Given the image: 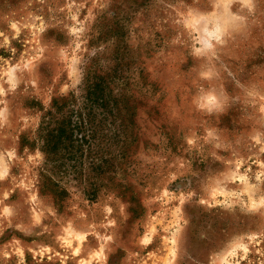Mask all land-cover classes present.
Instances as JSON below:
<instances>
[{
	"label": "rangeland",
	"instance_id": "obj_1",
	"mask_svg": "<svg viewBox=\"0 0 264 264\" xmlns=\"http://www.w3.org/2000/svg\"><path fill=\"white\" fill-rule=\"evenodd\" d=\"M0 264H264V0H0Z\"/></svg>",
	"mask_w": 264,
	"mask_h": 264
},
{
	"label": "trees",
	"instance_id": "obj_2",
	"mask_svg": "<svg viewBox=\"0 0 264 264\" xmlns=\"http://www.w3.org/2000/svg\"><path fill=\"white\" fill-rule=\"evenodd\" d=\"M100 83L96 79L88 84L79 109L66 112L63 110L64 104H53L54 114L47 111V120L39 126V148L45 161L54 168L65 170V166L71 164L70 167L75 171L83 164V159L92 155L91 140L98 136L95 110L105 107Z\"/></svg>",
	"mask_w": 264,
	"mask_h": 264
}]
</instances>
